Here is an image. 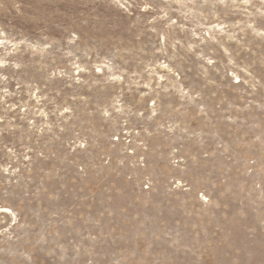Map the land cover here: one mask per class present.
Here are the masks:
<instances>
[{
  "label": "rangeland",
  "instance_id": "1",
  "mask_svg": "<svg viewBox=\"0 0 264 264\" xmlns=\"http://www.w3.org/2000/svg\"><path fill=\"white\" fill-rule=\"evenodd\" d=\"M0 264H264V0H0Z\"/></svg>",
  "mask_w": 264,
  "mask_h": 264
}]
</instances>
